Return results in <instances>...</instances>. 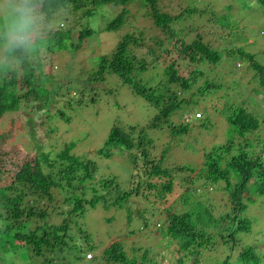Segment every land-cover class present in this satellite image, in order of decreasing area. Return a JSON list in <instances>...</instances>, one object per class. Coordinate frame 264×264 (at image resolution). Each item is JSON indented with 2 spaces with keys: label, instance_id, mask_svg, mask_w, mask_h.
Segmentation results:
<instances>
[{
  "label": "trees",
  "instance_id": "trees-1",
  "mask_svg": "<svg viewBox=\"0 0 264 264\" xmlns=\"http://www.w3.org/2000/svg\"><path fill=\"white\" fill-rule=\"evenodd\" d=\"M162 1L42 0L41 11L47 35L39 59L32 57V62L21 73L0 75V120L20 112L29 115L26 117L27 123L34 125L30 133L32 138L44 126L50 127L48 132L37 134L39 138L34 145L40 149L32 145L33 149L36 148L32 155L16 150L17 147L11 150L12 147L6 144L14 139H10V133L4 135L6 142L0 140V260L5 255L1 252L4 246L21 242L29 254L44 258V264H52L57 257L66 261L64 253L67 257H73L71 264H74L76 259L71 251L82 250L76 243V235L85 234L82 228L75 225L84 216L87 205L94 208L103 203L106 207L111 200L112 205L124 207L132 195L139 194L141 187H146L147 191L156 190L159 194L162 191L172 193L175 176H180L178 179L181 181H188L186 177L197 172L198 180H203L205 185L223 183L220 187L228 203H225L224 210L217 217L213 215L211 206L199 200L192 202L193 211L170 215L162 234L166 242L165 249L168 247L173 250L174 247L173 252H179L181 257L178 264H183V259L187 257H191V264H198L202 262L205 252H214L221 258L218 255L220 250L228 254L224 260L221 259L220 264H264V247L256 239L251 241L250 238L251 242H246L249 236L264 235L261 228L258 233L254 232L257 221L246 216L250 205L256 203L254 197H264V117L258 119L257 110L250 107V98L254 95L251 94L247 102L230 105L229 102L215 101L227 118L230 137L224 145L205 151L203 167L199 170L186 166L165 167L163 156L168 153L167 142L161 153L163 156L156 159L152 152L156 145L149 138L151 133L161 140L166 133L170 140L181 142L188 135L190 124L185 122L175 125L171 117L182 112V105H198L206 96H213L219 91L221 87L214 84L211 78L218 67L225 64L228 68V62H234L232 68L227 70L238 77L252 73L251 80L259 88L264 87V67L254 56L246 53L244 47L239 45L240 41H226L231 27L215 30V40L214 36H207L204 27L201 31L203 18L207 19L211 15L207 6L204 7V2L187 0V7L181 15L172 17L161 10ZM134 2H141L151 10L148 15L153 20L152 29L161 31V36H150L146 31H126L109 55L80 64L69 59L94 34L93 30L84 27V18L92 16L101 6L121 8L119 14L105 27V31L118 32L125 25L129 4ZM198 5L204 8L199 9ZM60 14H72L78 21L72 27H49L54 17ZM212 14L211 18L215 16ZM180 20L195 24L197 21L198 26L187 31L181 27ZM194 32L196 36L187 42L186 38ZM236 62L239 67L245 66V70L237 67ZM84 64H87L84 70L92 71L90 76H94L95 81H89L91 86L87 88L74 85L75 94L79 96L75 99L76 105L95 104L101 96L111 95L115 90L104 87L109 78L116 80L119 87H125L132 96L144 100L154 112L146 126L122 128L120 124H113L104 146L96 151L103 158L122 155L132 164L131 190H121L112 175L96 183L98 164L90 158L83 159L70 154L72 145L65 146L62 151L51 156L43 150L42 141L49 133H53L51 129L54 121H70V112L73 110L74 97L71 96L62 107L59 105L64 102L62 99L52 98V94L60 90L56 86L63 88L72 81L71 76L62 73L61 69ZM187 66L191 69H186ZM158 70L162 71L167 83L156 75ZM59 74L65 75V84L54 80ZM146 74L153 75L152 83L143 82L142 76ZM156 77L159 79L154 82ZM203 77L205 80L199 85ZM192 89L195 90L191 94V101L179 100L180 93ZM231 90L234 93L238 91L237 81H234ZM204 111L205 117L197 120L201 126L206 121L207 112ZM194 181L191 183L194 184ZM158 186L162 187L161 191L157 190ZM55 190L64 193L60 203L55 202ZM76 191L79 193L76 194ZM86 191L91 193L89 200L86 199ZM55 219L59 222H54ZM72 227L77 230L76 233L71 231ZM87 249L90 250V246ZM234 252L237 256L232 260ZM101 258L107 264H138L134 260H127L120 242L111 243L105 248ZM148 263L157 264L154 259L140 264Z\"/></svg>",
  "mask_w": 264,
  "mask_h": 264
},
{
  "label": "rangeland",
  "instance_id": "rangeland-1",
  "mask_svg": "<svg viewBox=\"0 0 264 264\" xmlns=\"http://www.w3.org/2000/svg\"><path fill=\"white\" fill-rule=\"evenodd\" d=\"M185 1L187 2V0H164L160 7L162 11L175 17L181 15V12L187 7ZM195 2H204V7L207 6L211 15H213L212 13L215 14V16H212L213 18L210 17V14H208L210 16L207 19L203 18L200 27L201 31L204 30V27L205 32L207 31V36H214L215 40L216 31L219 28L226 29L231 27L232 31L228 33L226 41H240L239 45L244 47L246 53L254 56L256 61L264 67V0H195ZM197 7L199 9L204 8L202 5ZM127 10L125 25L118 32L105 31V27L119 14L121 8L101 6L94 11L92 16L84 18L82 21L84 27L93 30L94 34L87 41H84L81 48L74 51V56L69 59L80 64L102 55H109L114 50L119 38L126 31H146L150 36L152 34L161 36V31H157L155 28L152 29L153 20L148 15L151 12L149 8H145L141 2H134L129 4ZM128 18L129 23L127 22ZM75 21L77 23L78 20H75L72 14H60L54 17L49 27L59 28L61 25L72 27L75 25ZM180 21H182L181 27L187 31L189 29L193 30V28L196 29L198 26L197 21L196 24L186 20ZM195 36V32L189 34L186 41L190 42ZM148 37L149 35H147ZM228 63V68H232L234 62ZM236 66L239 67L237 62ZM86 67L87 64L81 67H63L61 69L62 73H68L71 76L72 81L69 86L66 85L63 88L56 86L60 90L53 93L52 98L54 100L62 99L64 102L59 103L60 107H62L65 101L70 100L71 96L74 97L72 99L73 110L70 112V121H54L51 129L53 133H49L48 137L42 141L43 150L51 156L62 151L65 146L72 145L70 154L83 159L90 158V160H94L98 164L99 170L96 175V183L112 175L119 183L121 190H131L133 188L131 185L132 164L122 155L103 158L98 156L96 151L104 146L113 124L122 125L120 126L122 128L134 125L139 127L146 126L154 112L144 100L132 96L125 87H119V83L116 80L109 78L105 82L104 87L110 91L112 89L115 90L111 95L101 96L95 104L88 103L87 106L76 105L74 102L79 96L75 94L74 85H82L87 88L91 86L89 81H95V77L90 76L92 71L84 70ZM228 68L223 64L222 67L217 68L215 74H211L214 84L221 87L217 93L213 96H206L205 100H197L200 101L198 105L196 104L197 106L182 105V112L180 113L179 111L171 117V121L175 125L185 122L190 124L189 133L181 142L179 140H170L167 138L168 135L166 133H164L166 136H162L161 140H157V137L150 133L149 138L153 139L156 145L155 151L151 150L156 159H160L163 156L161 153L167 142L168 153L167 156H163L165 167L186 166L199 170L203 167V154H205V151H210V149L224 145L227 142L230 137L229 123L224 113L221 112L220 105L215 103L216 100H220V103L229 102L230 105L232 103L247 102L248 97L253 94L254 97L250 98V100L255 107L252 104H250V107L257 110L258 119L264 117V87L259 88L257 83L251 80L252 73L238 77L232 71L227 70ZM239 68L245 70V66H240ZM186 69L190 70L191 67L187 66ZM161 74V70L156 72V75H159L160 79L167 83V80ZM64 77L65 75L59 74L54 77V80H58L56 82L61 83L64 82ZM153 79V75L149 76L146 74L142 76L144 83H152ZM158 79L156 77L154 82ZM204 80V77L200 79L199 85ZM234 81H237L238 86L236 93L231 90ZM194 90L180 93L179 100L191 101V94ZM65 94L68 96L66 97ZM203 111L207 112V116L204 125L201 126V122L197 120L205 117ZM197 114L200 115L199 118L196 116ZM28 116L20 112L14 116L9 114L1 119L0 140L3 139L6 142L4 135L5 133H10V139L12 137L14 139L8 141L9 144L6 143L7 146L12 147L11 150L17 147L16 150L32 155L34 149H40L34 145L39 138L37 134L43 133V131L44 133L48 132L50 127L48 125L44 126L38 133L35 132V138H32L30 133L34 125L32 124L31 126L27 123L26 117ZM10 122L14 127H12ZM262 135L264 136V132ZM32 145L36 148L33 149ZM197 176V172L187 176L188 181H181V179H178L180 176H175L176 180L173 182L172 193L162 191L159 194L156 190L147 191L146 187H141L139 194L132 195L129 202L124 203V207L112 205L111 200H109L106 207L103 203H99L94 208L87 205L84 216L78 219L75 225V227L82 228L85 234L76 235V243L82 250L71 251L76 259L74 264H107L102 260L101 254L105 248L114 242L121 243L127 260H134L138 264L151 259H154L157 264H178L181 257L179 252H173L174 247L173 250L168 247L165 249L164 247L166 242L162 234L164 232L163 228L167 225L168 217L172 214L181 215L184 212L193 211L194 204L192 202L194 200L207 203V205L211 206L213 215L217 217L220 211L224 210L223 206L225 203H228L227 198L221 191L223 183L220 182L216 185L207 183L205 185V182L198 180ZM194 179L196 181L192 184L191 181ZM138 180L135 181V184ZM204 185L205 188L202 189ZM157 190L161 191L162 187L158 186ZM75 193L78 194L79 191ZM86 193H88L86 199H91V193L89 191H86ZM205 193L207 194L203 196ZM54 195L55 202L57 201L58 203L64 198V193L58 190L54 191ZM113 195L115 196V194ZM186 197L188 198V203L185 201ZM254 198L256 203L250 205L246 216L257 221V225L254 226V232L258 233L259 228L264 230V197ZM55 221L59 222L58 219H55ZM145 223H147L146 226ZM71 231L76 233L77 230L72 227ZM83 236L86 238H83ZM250 238L251 241L256 239L259 245L264 247L263 234L247 237V243H249ZM23 246L24 244L21 242H14L4 246L1 252L5 253V255L2 256L0 264L45 263L44 258L34 257L28 251H25ZM88 246H90V250L87 249ZM87 253L92 254L91 259L86 258L85 255ZM219 253L221 255H218L221 258H218L214 252H205L202 262L198 264H220L221 259L224 260V257L228 254L223 252V250H220ZM64 255L66 261L63 262L57 257V260L52 264H71L73 257H67L66 253ZM232 255V260H234L237 254L234 252ZM191 263V257L183 259V264Z\"/></svg>",
  "mask_w": 264,
  "mask_h": 264
},
{
  "label": "clouds",
  "instance_id": "clouds-1",
  "mask_svg": "<svg viewBox=\"0 0 264 264\" xmlns=\"http://www.w3.org/2000/svg\"><path fill=\"white\" fill-rule=\"evenodd\" d=\"M42 8V0H0V75L21 73L39 59L47 35Z\"/></svg>",
  "mask_w": 264,
  "mask_h": 264
},
{
  "label": "built area",
  "instance_id": "built-area-1",
  "mask_svg": "<svg viewBox=\"0 0 264 264\" xmlns=\"http://www.w3.org/2000/svg\"><path fill=\"white\" fill-rule=\"evenodd\" d=\"M196 116L199 117V115H196ZM91 256H92V255H91L90 253H88V254L86 255V258H87V259H91Z\"/></svg>",
  "mask_w": 264,
  "mask_h": 264
}]
</instances>
